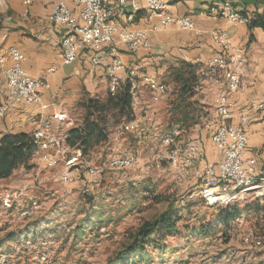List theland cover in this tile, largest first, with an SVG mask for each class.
Here are the masks:
<instances>
[{
	"label": "rangeland",
	"instance_id": "1",
	"mask_svg": "<svg viewBox=\"0 0 264 264\" xmlns=\"http://www.w3.org/2000/svg\"><path fill=\"white\" fill-rule=\"evenodd\" d=\"M199 73L188 101L196 103L201 124L191 135L185 133V139L200 143L201 160H206L213 146L216 100L226 80L221 70L216 74L220 82ZM160 79L170 91L155 106L148 88L137 82L133 116H102L104 138L72 168L73 180L64 183V164L48 167L37 151L29 168L20 166L0 180V264H264V245L254 243L264 235V189L245 195L240 193L249 191L236 190L229 203H212L201 192L202 180L171 166L161 136L180 119L179 111L173 114L180 83L172 73ZM147 106L153 111L150 122L144 115ZM134 119L142 121L139 132L125 129ZM125 154L135 157L133 166L110 168L112 157ZM68 156H75V149H68ZM92 165L101 173L89 174ZM170 204L175 228L154 232L144 255L140 243L128 254L140 228ZM28 206L35 211L26 217L22 214ZM237 211L239 215L230 218Z\"/></svg>",
	"mask_w": 264,
	"mask_h": 264
},
{
	"label": "built area",
	"instance_id": "2",
	"mask_svg": "<svg viewBox=\"0 0 264 264\" xmlns=\"http://www.w3.org/2000/svg\"><path fill=\"white\" fill-rule=\"evenodd\" d=\"M78 7L76 13L65 0L59 1L52 9V19L55 23L65 28L61 38V46L65 63H73L78 58L88 61L92 67H102L109 79V91L115 93L125 83H131L133 96L136 93L137 82L145 85L150 93L152 105L161 102L170 91L169 85L161 84L158 76L151 74H140L142 65L127 66L120 57L118 44H124L128 51L136 53L141 49H150L153 46V39L150 29L129 28L121 26L112 21L114 14L121 13L127 16L128 21L134 20V13H127L125 6L127 0L122 3H112L111 0H71ZM27 9L33 0H25ZM147 17L150 20L156 19L151 29L157 30L160 27L177 25L186 30L197 31L196 23L189 15H180L170 11L154 12V4H167L166 0H146ZM8 0H0V14L2 9H8ZM222 15L234 25H248L251 17L230 0L223 3ZM9 18V17H5ZM214 43L221 47L222 54H217L202 65L200 72L210 76L215 82H220L216 77L218 72L223 71L226 80V89L217 97L216 127L212 133V142L220 151L221 156L216 160H201V146L197 141L186 140L185 133L188 130L173 126L161 136V143L168 151L169 163L171 166L181 169L182 173L191 174L196 180H202L201 192L210 193L211 189L223 190V195H230L235 192V185L240 184L241 179L262 175L259 170L258 158L248 154L250 134L245 130L244 124L248 122L253 113L264 110V93L251 101L249 108L241 115L240 123L234 124L230 120L234 117L235 101L233 95L241 87L242 75L244 73V61L238 60L233 68L227 57V52L233 47L232 39L226 30L217 29L212 33ZM11 64L7 66L8 81L7 90H12V97H5L0 103V122L4 119L9 108L20 105H29L34 111L43 104L41 88L48 87V79H35L31 77L23 66L24 54L20 48L11 46L0 51V62ZM55 71L52 67L49 72ZM125 71V77L120 75ZM145 120H153V111L147 106L144 109ZM38 117V118H37ZM34 122L36 128L33 136H40V143L54 146L52 155L40 156L41 160L48 167H56L60 162L65 166V172L61 176L64 183L73 180L72 168L81 162V150L72 147L67 142V133H56L53 130L51 119L35 114ZM142 121L134 119L125 124V129L130 132H139ZM68 149H75V156H68ZM200 162L199 166L196 163ZM135 163L132 154L116 155L109 160L112 169H126ZM102 169L97 165L89 166L88 172L91 175L100 174ZM179 179L182 176L179 175ZM257 187L246 193L258 190ZM220 201V198H216ZM37 202L38 201H32ZM31 211L26 210L22 215L31 216ZM245 240L250 242V236ZM256 246L264 245V235L254 241Z\"/></svg>",
	"mask_w": 264,
	"mask_h": 264
},
{
	"label": "crops",
	"instance_id": "3",
	"mask_svg": "<svg viewBox=\"0 0 264 264\" xmlns=\"http://www.w3.org/2000/svg\"><path fill=\"white\" fill-rule=\"evenodd\" d=\"M59 1L33 0L26 13L25 0H8L7 11L0 14V51L11 46L20 48L24 54L26 72L35 79L46 77L49 83L48 87L41 88L43 104L40 108L34 111L26 104L9 108L0 122V136L8 132H33L36 128L35 114L51 119L56 133H67L71 128L83 124L85 110L81 102L88 95L96 94L100 99H105L109 93V79L102 67H92L81 57L73 63H65L61 46L65 28L52 19V9ZM65 1L76 13L79 12V7L73 1ZM120 1L111 0L112 3ZM224 1L166 0L170 11L191 16L197 31L182 29L177 25L152 30V24L157 20L148 19L146 0H127L125 9L127 13H134L133 21H128L125 14L118 12L113 15L112 21L129 28L150 29L152 48L141 49L136 53L128 51L124 44H118V48L127 66L142 65L141 75L151 74L159 78L165 77L183 61L204 65L208 59L222 54L224 51L214 43L212 33L217 29L226 30L233 45L227 52L231 66L234 68L240 59L244 61L241 87L233 95L234 117L230 120L239 124L241 115L249 108L251 101L264 93V0H230L243 13L263 22L252 27L249 24L234 25L225 18L222 15ZM11 62V59L0 62V103L5 101L7 95L5 69ZM52 67L55 71L49 72ZM120 75L125 77V71ZM77 111L81 113L80 118L74 117ZM244 128L250 134L248 154L258 158L259 170L262 172L264 110L253 113ZM195 130H199L198 125L190 128L187 134L191 135ZM212 145L206 158L216 160L221 153L213 142Z\"/></svg>",
	"mask_w": 264,
	"mask_h": 264
},
{
	"label": "trees",
	"instance_id": "4",
	"mask_svg": "<svg viewBox=\"0 0 264 264\" xmlns=\"http://www.w3.org/2000/svg\"><path fill=\"white\" fill-rule=\"evenodd\" d=\"M251 17L249 25L255 26L263 24L256 17ZM202 64L183 61L180 66L172 68V76L175 81L180 83L177 97L173 102V114L176 111L180 113V119L172 122L173 126H179L181 129L189 130L201 122L198 118V111L194 108L196 103L188 101L193 97L200 79V69ZM131 83H125L115 93L109 91L105 99H100L96 94L88 95L81 105L85 110L83 124L78 127L71 128L67 132V142L74 148L81 150L82 155L89 154V150L104 138V131L101 123L104 119L102 116L111 114L117 117L133 116V94L131 92ZM95 116V119L92 117ZM37 143L32 132L18 131L8 132L0 136V178H7L20 166L29 168V161L36 152ZM264 171V170H263ZM262 176V175H260ZM264 177V172L263 176ZM173 205H169L163 213L151 222L145 223L136 235L134 245L128 247V254L135 251L137 243H140L142 249L140 254L144 255L146 250L147 239L156 231H160L162 227L167 229L175 228L176 219L173 214ZM239 211L231 213L230 218H236ZM224 217L223 222L227 221Z\"/></svg>",
	"mask_w": 264,
	"mask_h": 264
},
{
	"label": "bare ground",
	"instance_id": "5",
	"mask_svg": "<svg viewBox=\"0 0 264 264\" xmlns=\"http://www.w3.org/2000/svg\"><path fill=\"white\" fill-rule=\"evenodd\" d=\"M120 3H122V0L120 1ZM6 11H7V9H2L1 13H5ZM154 12H168V4H154ZM1 63H5V62H1ZM5 76H6V80L8 81L7 68L5 69ZM161 84L169 85L166 81H164L162 79H161ZM6 97H12V90H7ZM33 137L37 143L36 151L40 154V156H42V154L43 155H52L50 148L54 149V146L46 145L44 143H40V136H33ZM262 176L258 175V176L249 177L246 179H241L240 184L235 185V191L239 190V192H246V191L253 190L254 188H257V187H263L264 177H262ZM255 181H257V182H255ZM257 183H260V184L254 185ZM250 185H254V186L248 188ZM202 194L205 195L206 197H208L212 203L220 202L221 204H224V203H229L230 201L233 200V197H232L233 192H231V194L227 196V195H223V190H220V189H211L210 193L202 192ZM216 198H220V201L217 200Z\"/></svg>",
	"mask_w": 264,
	"mask_h": 264
}]
</instances>
